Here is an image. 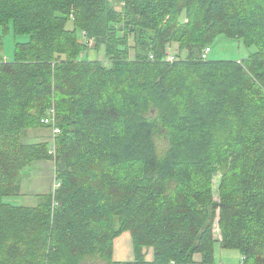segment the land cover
<instances>
[{"label":"trees","instance_id":"1","mask_svg":"<svg viewBox=\"0 0 264 264\" xmlns=\"http://www.w3.org/2000/svg\"><path fill=\"white\" fill-rule=\"evenodd\" d=\"M9 23L29 41L0 54V264H214L216 243L264 264V0H0ZM220 36L256 52L201 60ZM52 126L60 187L5 204Z\"/></svg>","mask_w":264,"mask_h":264},{"label":"rangeland","instance_id":"2","mask_svg":"<svg viewBox=\"0 0 264 264\" xmlns=\"http://www.w3.org/2000/svg\"><path fill=\"white\" fill-rule=\"evenodd\" d=\"M117 5V4H116ZM120 7L118 5V8ZM185 20L184 15L181 18ZM69 29H73L72 23L68 25ZM83 38V34L80 33ZM0 38L2 40L0 45V54L4 57L6 62H13L15 55V46L17 43H26L29 41L28 35H16L13 29L12 23H9L6 27L0 26ZM84 39V38H83ZM89 49L88 54L90 59L103 58L104 50L100 49V52H95L93 42H88ZM173 49L177 51V44L173 43ZM212 52L208 55L209 60H230V61H241L247 59L252 53L256 52L255 46H246L242 40L229 39L226 36L218 37L211 45ZM51 130V129H50ZM50 130L38 128L30 131V140L34 143L37 142H51L55 151V142H53V134ZM51 140V141H50ZM50 149V148H49ZM52 152L48 159L42 161H33L24 167L19 173L20 180V192L19 195L9 196L4 198L5 204L8 203L13 206H36L40 201L39 196L48 195L53 193L60 187V182L57 179L56 173V154ZM222 175L220 172L213 176V191L215 193L216 201L220 200L219 187L221 184ZM24 188L31 190L30 195H23L22 191L25 192ZM219 219H216L213 230V239L215 241L221 240V233L219 229ZM152 249H149L145 255L148 261L153 258ZM214 253V264H242V257L240 253L235 249L222 250L219 244H215ZM134 259L132 237L129 231H125L114 240L113 248V260L128 262ZM199 255L196 256L195 260L199 261ZM198 264V263H194Z\"/></svg>","mask_w":264,"mask_h":264},{"label":"built area","instance_id":"3","mask_svg":"<svg viewBox=\"0 0 264 264\" xmlns=\"http://www.w3.org/2000/svg\"><path fill=\"white\" fill-rule=\"evenodd\" d=\"M211 48L210 47H208V48H206L205 50H204V52L201 54V60H204V61H206L207 59H208V55L211 53ZM150 59L151 60H153L154 59V56L153 55H151L150 56ZM176 60H177V57H176V52H175V50L173 49V46L171 45V46H168L167 47V55H166V62H169V63H174V62H176ZM42 122L44 123V124H50L51 125V123H52V119L51 118H49V117H47V118H44L43 120H42ZM52 134H53V142H55V137H57L60 133H61V130L58 128V127H56V126H52ZM50 152H54V148H53V146H50Z\"/></svg>","mask_w":264,"mask_h":264},{"label":"crops","instance_id":"4","mask_svg":"<svg viewBox=\"0 0 264 264\" xmlns=\"http://www.w3.org/2000/svg\"><path fill=\"white\" fill-rule=\"evenodd\" d=\"M212 52V51H211ZM25 192L22 191L23 195H30L31 194V190L29 191L28 189L24 188Z\"/></svg>","mask_w":264,"mask_h":264}]
</instances>
